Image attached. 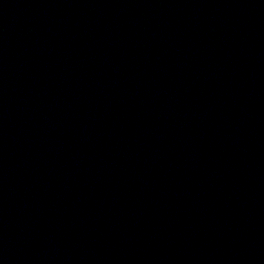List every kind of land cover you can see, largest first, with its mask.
<instances>
[{"label": "water", "instance_id": "water-1", "mask_svg": "<svg viewBox=\"0 0 264 264\" xmlns=\"http://www.w3.org/2000/svg\"><path fill=\"white\" fill-rule=\"evenodd\" d=\"M174 0H0V264H89Z\"/></svg>", "mask_w": 264, "mask_h": 264}]
</instances>
